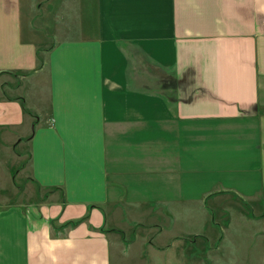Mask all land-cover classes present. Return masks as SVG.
<instances>
[{"label":"crops","instance_id":"obj_1","mask_svg":"<svg viewBox=\"0 0 264 264\" xmlns=\"http://www.w3.org/2000/svg\"><path fill=\"white\" fill-rule=\"evenodd\" d=\"M22 140L0 264H264V215L180 232L163 206L264 202V0H0V145Z\"/></svg>","mask_w":264,"mask_h":264},{"label":"rangeland","instance_id":"obj_2","mask_svg":"<svg viewBox=\"0 0 264 264\" xmlns=\"http://www.w3.org/2000/svg\"><path fill=\"white\" fill-rule=\"evenodd\" d=\"M229 133L228 135L211 133L212 135H208L206 137H197V143H202L201 141H204L208 144L207 152H212L211 156L213 157L219 156L218 152H216L214 148L216 147V145L220 144L223 146H227L235 142V137L231 136V133ZM4 141L6 142V140ZM5 145V147L0 145V147L3 148L2 152L0 151V195H6L11 198H20L24 195L23 192L17 193L14 190L15 185L21 187L24 184L23 175L19 172V170L29 157L28 151L26 149L27 143L25 142V140H22L21 142L18 141L17 144H14L15 147L12 148H10V144ZM201 151H204V148H202ZM16 153H21V155L17 157L15 155ZM217 163V165H227L229 162L227 160V157L223 156L220 157ZM213 167V162H211V160H197L194 178L198 182V184H201V186H209V184H211L214 177L212 178V175H209L208 172H213ZM184 179V174L180 173L177 180L182 181ZM224 198L226 201L220 202L216 199H210L206 204L197 203L196 211H194L193 209L194 204L191 203L188 204L183 202H176L175 204L167 203L163 206L165 208H174L175 213L179 214L180 232H188L190 230H193L194 228L200 230L203 227L202 217L207 218V225L219 232L221 227L230 229L232 227L239 226V222H242L243 220L241 218L242 215H239V213L245 214L248 218H254L256 216L264 215V202L253 204L242 202L234 197L225 196ZM203 206L206 208L207 212L204 211V209L202 208ZM129 207L131 210L137 211V204H130ZM196 239H198L196 253L197 258L200 259L205 256L207 250L205 247L206 239L204 238V236H196ZM130 254L131 260L128 258V262H131L132 260L135 261L137 254L136 251H132Z\"/></svg>","mask_w":264,"mask_h":264}]
</instances>
